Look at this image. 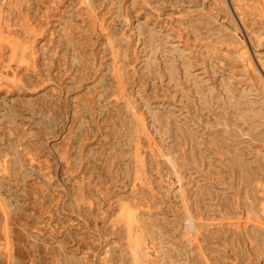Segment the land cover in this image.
<instances>
[{"label":"rangeland","instance_id":"1","mask_svg":"<svg viewBox=\"0 0 264 264\" xmlns=\"http://www.w3.org/2000/svg\"><path fill=\"white\" fill-rule=\"evenodd\" d=\"M0 264H264V0H0Z\"/></svg>","mask_w":264,"mask_h":264}]
</instances>
